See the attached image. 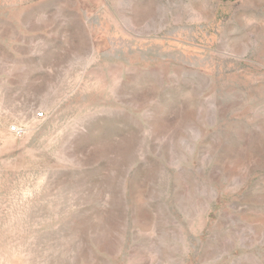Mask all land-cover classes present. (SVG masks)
<instances>
[{
    "label": "rangeland",
    "instance_id": "obj_1",
    "mask_svg": "<svg viewBox=\"0 0 264 264\" xmlns=\"http://www.w3.org/2000/svg\"><path fill=\"white\" fill-rule=\"evenodd\" d=\"M0 264H264V0H0Z\"/></svg>",
    "mask_w": 264,
    "mask_h": 264
},
{
    "label": "built area",
    "instance_id": "obj_2",
    "mask_svg": "<svg viewBox=\"0 0 264 264\" xmlns=\"http://www.w3.org/2000/svg\"><path fill=\"white\" fill-rule=\"evenodd\" d=\"M35 121L40 122L45 118L43 111H38L34 115ZM8 131L14 135L15 137H20L26 132V128L24 126L18 125V124H12L8 126Z\"/></svg>",
    "mask_w": 264,
    "mask_h": 264
},
{
    "label": "crops",
    "instance_id": "obj_3",
    "mask_svg": "<svg viewBox=\"0 0 264 264\" xmlns=\"http://www.w3.org/2000/svg\"><path fill=\"white\" fill-rule=\"evenodd\" d=\"M8 22H11V19H8Z\"/></svg>",
    "mask_w": 264,
    "mask_h": 264
}]
</instances>
